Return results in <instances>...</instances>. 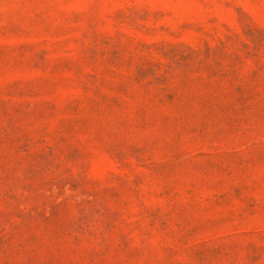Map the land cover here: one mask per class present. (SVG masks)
<instances>
[{
  "label": "rangeland",
  "instance_id": "374dc122",
  "mask_svg": "<svg viewBox=\"0 0 264 264\" xmlns=\"http://www.w3.org/2000/svg\"><path fill=\"white\" fill-rule=\"evenodd\" d=\"M0 264H264V0H0Z\"/></svg>",
  "mask_w": 264,
  "mask_h": 264
}]
</instances>
